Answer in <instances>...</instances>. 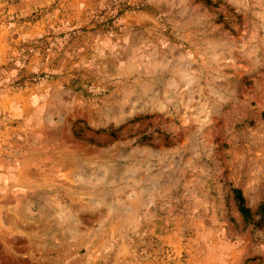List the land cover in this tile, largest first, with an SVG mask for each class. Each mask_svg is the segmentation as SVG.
I'll list each match as a JSON object with an SVG mask.
<instances>
[{
	"label": "rangeland",
	"instance_id": "374dc122",
	"mask_svg": "<svg viewBox=\"0 0 264 264\" xmlns=\"http://www.w3.org/2000/svg\"><path fill=\"white\" fill-rule=\"evenodd\" d=\"M0 264H264V0H0Z\"/></svg>",
	"mask_w": 264,
	"mask_h": 264
},
{
	"label": "trees",
	"instance_id": "16d2710c",
	"mask_svg": "<svg viewBox=\"0 0 264 264\" xmlns=\"http://www.w3.org/2000/svg\"><path fill=\"white\" fill-rule=\"evenodd\" d=\"M232 192H233L234 199L236 201L239 212L242 214V216L245 219L250 218L251 212H250V209L245 206V199L243 197L241 190L234 188Z\"/></svg>",
	"mask_w": 264,
	"mask_h": 264
}]
</instances>
